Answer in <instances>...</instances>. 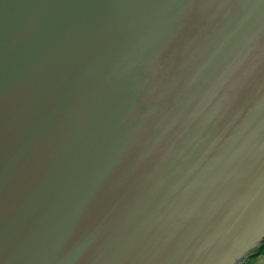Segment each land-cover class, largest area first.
Wrapping results in <instances>:
<instances>
[{"label": "water", "instance_id": "obj_1", "mask_svg": "<svg viewBox=\"0 0 264 264\" xmlns=\"http://www.w3.org/2000/svg\"><path fill=\"white\" fill-rule=\"evenodd\" d=\"M263 242L264 0H0V264Z\"/></svg>", "mask_w": 264, "mask_h": 264}, {"label": "crops", "instance_id": "obj_2", "mask_svg": "<svg viewBox=\"0 0 264 264\" xmlns=\"http://www.w3.org/2000/svg\"><path fill=\"white\" fill-rule=\"evenodd\" d=\"M260 251H261V248L260 250H257V253H260ZM249 257H250V260L248 261L249 262L248 264H264V255L259 254L258 258L256 256L252 257V255H250L247 257V259H249Z\"/></svg>", "mask_w": 264, "mask_h": 264}, {"label": "rangeland", "instance_id": "obj_3", "mask_svg": "<svg viewBox=\"0 0 264 264\" xmlns=\"http://www.w3.org/2000/svg\"><path fill=\"white\" fill-rule=\"evenodd\" d=\"M260 248H261L260 253H257V252H256V255H255L257 258L259 257V254L264 255V245L261 246ZM260 248H258L257 250H260ZM252 257H254V256L252 255ZM246 259H247V258H246ZM246 259L244 260V262H245L246 264H248V263H249L248 261L250 260V257H249V259H247V260H246Z\"/></svg>", "mask_w": 264, "mask_h": 264}, {"label": "trees", "instance_id": "obj_4", "mask_svg": "<svg viewBox=\"0 0 264 264\" xmlns=\"http://www.w3.org/2000/svg\"><path fill=\"white\" fill-rule=\"evenodd\" d=\"M263 245H264V244H263ZM263 245H262V246H263ZM260 247H261V246H260ZM260 247H259V248H260ZM242 264H246V263H245V262H243Z\"/></svg>", "mask_w": 264, "mask_h": 264}]
</instances>
